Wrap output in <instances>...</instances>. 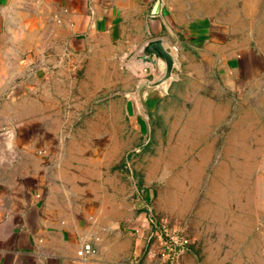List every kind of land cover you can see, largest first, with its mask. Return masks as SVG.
<instances>
[{
  "label": "crops",
  "instance_id": "crops-1",
  "mask_svg": "<svg viewBox=\"0 0 264 264\" xmlns=\"http://www.w3.org/2000/svg\"><path fill=\"white\" fill-rule=\"evenodd\" d=\"M155 39L225 88L264 78V0H0V129L15 150L0 165V264H140L104 184L103 140L119 144L104 128L119 123L102 98L138 113L150 74L126 66ZM164 91L144 89V106Z\"/></svg>",
  "mask_w": 264,
  "mask_h": 264
},
{
  "label": "rangeland",
  "instance_id": "rangeland-1",
  "mask_svg": "<svg viewBox=\"0 0 264 264\" xmlns=\"http://www.w3.org/2000/svg\"><path fill=\"white\" fill-rule=\"evenodd\" d=\"M176 60L152 109L145 88L138 96L142 80L136 115L123 97L102 98L103 110L110 100L118 108V128L104 131L119 144L103 140L117 230L140 264H264V78L228 89L190 58ZM12 135L0 129V165L11 163Z\"/></svg>",
  "mask_w": 264,
  "mask_h": 264
},
{
  "label": "water",
  "instance_id": "water-1",
  "mask_svg": "<svg viewBox=\"0 0 264 264\" xmlns=\"http://www.w3.org/2000/svg\"><path fill=\"white\" fill-rule=\"evenodd\" d=\"M177 65L175 56L165 48L163 39H155L144 44L132 57L127 68L148 70L152 80L144 79L138 86V96L143 88L164 89L173 79Z\"/></svg>",
  "mask_w": 264,
  "mask_h": 264
},
{
  "label": "built area",
  "instance_id": "built-area-1",
  "mask_svg": "<svg viewBox=\"0 0 264 264\" xmlns=\"http://www.w3.org/2000/svg\"><path fill=\"white\" fill-rule=\"evenodd\" d=\"M144 72H148L149 73L148 70H144ZM94 253H95V249L93 248V246L91 244H86V245H84L82 250L79 251L78 255L80 257L87 258L88 256H90V255H92Z\"/></svg>",
  "mask_w": 264,
  "mask_h": 264
},
{
  "label": "clouds",
  "instance_id": "clouds-1",
  "mask_svg": "<svg viewBox=\"0 0 264 264\" xmlns=\"http://www.w3.org/2000/svg\"><path fill=\"white\" fill-rule=\"evenodd\" d=\"M7 147H8V149H9V151H11V150H12V148H13V145H12V143H11V142H10V143H8Z\"/></svg>",
  "mask_w": 264,
  "mask_h": 264
}]
</instances>
